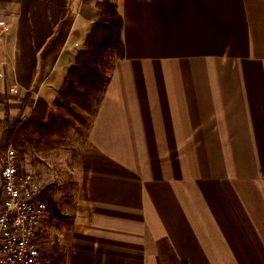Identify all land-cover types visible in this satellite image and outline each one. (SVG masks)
<instances>
[{"label":"crops","instance_id":"obj_1","mask_svg":"<svg viewBox=\"0 0 264 264\" xmlns=\"http://www.w3.org/2000/svg\"><path fill=\"white\" fill-rule=\"evenodd\" d=\"M101 1L0 0L11 117L54 107ZM108 1L124 57L44 223L59 264H264V0Z\"/></svg>","mask_w":264,"mask_h":264},{"label":"trees","instance_id":"obj_2","mask_svg":"<svg viewBox=\"0 0 264 264\" xmlns=\"http://www.w3.org/2000/svg\"><path fill=\"white\" fill-rule=\"evenodd\" d=\"M96 7L100 11V16L94 21L85 47L78 52L74 64L68 69L63 85L54 100V107L58 111L51 112L42 99H37L30 114L24 119L10 118L8 112L4 110V116L0 118L2 132L0 155L5 154L9 144L33 145L34 139L30 131L49 140L64 122L63 110L73 115L76 109H81L92 117L95 115L115 62L124 57L121 37L123 20L115 3L104 0L97 2ZM88 126L89 124L86 128ZM40 196L47 203V208L56 213L57 207L53 201L51 185L45 186ZM158 249L162 264H188L186 260L177 258L166 240L160 241ZM48 251L42 264H46L47 261L49 264H59L62 254L57 244L51 246V250Z\"/></svg>","mask_w":264,"mask_h":264},{"label":"built area","instance_id":"obj_3","mask_svg":"<svg viewBox=\"0 0 264 264\" xmlns=\"http://www.w3.org/2000/svg\"><path fill=\"white\" fill-rule=\"evenodd\" d=\"M0 29L7 30L5 20ZM40 193L34 172H21L16 150L9 147L0 170V264H42L48 255L43 239L48 210Z\"/></svg>","mask_w":264,"mask_h":264},{"label":"rangeland","instance_id":"obj_4","mask_svg":"<svg viewBox=\"0 0 264 264\" xmlns=\"http://www.w3.org/2000/svg\"><path fill=\"white\" fill-rule=\"evenodd\" d=\"M7 109L6 103L0 107V110L3 111L2 117L4 116V110L7 111ZM48 109L53 113L58 111L55 107L51 109L48 107ZM8 115L10 118H22L24 114L23 111L20 110L15 117H11L9 113ZM62 115L64 116V122L60 125V129L49 137V140L47 137L30 131V135L34 139L33 145L28 143H14L9 144V147L16 150L18 166L21 172L31 169L35 174L41 190L45 186L51 185L53 195L59 191L57 194L63 196L73 185V176L70 172L71 165L76 151L85 142L86 127L90 123L92 116L81 109H76L73 115L63 110ZM23 117L25 118V116ZM1 133L0 130V137ZM3 161L4 154L2 153L0 155V170L3 166ZM47 210L51 212L49 208H47ZM51 231L47 234L48 236H43L44 248L47 249L46 251L44 250L45 253H47L49 249L51 250V240L52 237H54L51 236L53 235ZM49 263L50 262L47 261L46 264Z\"/></svg>","mask_w":264,"mask_h":264}]
</instances>
